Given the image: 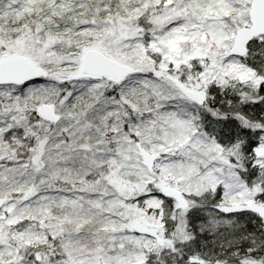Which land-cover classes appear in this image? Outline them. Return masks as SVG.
Instances as JSON below:
<instances>
[{"label":"snow or ice","instance_id":"6c2138e0","mask_svg":"<svg viewBox=\"0 0 264 264\" xmlns=\"http://www.w3.org/2000/svg\"><path fill=\"white\" fill-rule=\"evenodd\" d=\"M0 264H264V0H0Z\"/></svg>","mask_w":264,"mask_h":264}]
</instances>
